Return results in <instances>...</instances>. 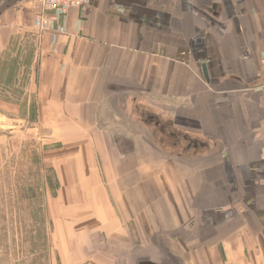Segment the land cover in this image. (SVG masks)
Returning a JSON list of instances; mask_svg holds the SVG:
<instances>
[{
	"label": "crops",
	"instance_id": "obj_1",
	"mask_svg": "<svg viewBox=\"0 0 264 264\" xmlns=\"http://www.w3.org/2000/svg\"><path fill=\"white\" fill-rule=\"evenodd\" d=\"M38 9L0 0V127L54 143L59 264H264V0Z\"/></svg>",
	"mask_w": 264,
	"mask_h": 264
},
{
	"label": "rangeland",
	"instance_id": "obj_2",
	"mask_svg": "<svg viewBox=\"0 0 264 264\" xmlns=\"http://www.w3.org/2000/svg\"><path fill=\"white\" fill-rule=\"evenodd\" d=\"M16 125L0 127V264H59L49 211L55 180L42 162L54 143L30 130L27 120Z\"/></svg>",
	"mask_w": 264,
	"mask_h": 264
},
{
	"label": "built area",
	"instance_id": "obj_3",
	"mask_svg": "<svg viewBox=\"0 0 264 264\" xmlns=\"http://www.w3.org/2000/svg\"><path fill=\"white\" fill-rule=\"evenodd\" d=\"M88 0H37L38 12L35 22L39 31L53 30L70 8H79ZM261 73L264 79V54L261 58Z\"/></svg>",
	"mask_w": 264,
	"mask_h": 264
},
{
	"label": "water",
	"instance_id": "obj_4",
	"mask_svg": "<svg viewBox=\"0 0 264 264\" xmlns=\"http://www.w3.org/2000/svg\"><path fill=\"white\" fill-rule=\"evenodd\" d=\"M204 75H205V77H206V72H205V69H204Z\"/></svg>",
	"mask_w": 264,
	"mask_h": 264
}]
</instances>
